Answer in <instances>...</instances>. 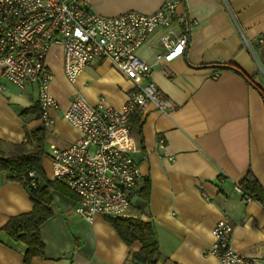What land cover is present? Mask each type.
Masks as SVG:
<instances>
[{"label":"crops","instance_id":"obj_1","mask_svg":"<svg viewBox=\"0 0 264 264\" xmlns=\"http://www.w3.org/2000/svg\"><path fill=\"white\" fill-rule=\"evenodd\" d=\"M165 1L90 0L89 10L102 17L152 15ZM182 18L193 21L185 56L154 66L151 76L175 109L164 114L149 106L133 119L132 157L140 178L128 211L120 217L152 225L159 244L155 264H220L207 252L212 231L223 219L233 227L232 248L254 264H264V205L240 189L251 174L264 190V0H182L177 30ZM162 33L156 31L138 49L140 60L154 64L155 56L164 53ZM47 64L58 108L51 112L52 125L45 127L43 171L53 181L51 147L69 148L80 136L64 119L65 111L78 98L120 109L133 82L110 60L89 64L70 82L60 46L52 47ZM224 65L240 73L219 71ZM38 101L36 86L21 89L0 68V153H17L27 133L44 127L34 114L22 116ZM162 139L164 147L159 145ZM53 200V216L40 229L44 257L30 264H125L131 253L142 249L139 241L128 246L107 217L97 214L88 222L78 215L77 201L59 193ZM32 209L27 190L2 174L0 264H25L27 246L9 239L3 228Z\"/></svg>","mask_w":264,"mask_h":264},{"label":"built area","instance_id":"obj_2","mask_svg":"<svg viewBox=\"0 0 264 264\" xmlns=\"http://www.w3.org/2000/svg\"><path fill=\"white\" fill-rule=\"evenodd\" d=\"M181 2L166 0L152 15L128 12L102 17L89 10L90 0H0V68L9 83L21 89L38 88L46 128L52 125L51 112L58 108L50 91L54 76L47 64L53 46L64 51V72L70 82L97 60H110L133 82L131 95L120 109L75 100L64 119L79 131V138L66 149L51 147L53 179L78 196V215L88 222L97 214L123 216L131 205L140 178L132 157L133 119L149 106L164 114L175 109L151 76L154 66L185 56L193 21L182 18L180 30L174 27ZM156 31H163L164 53L148 64L139 59L137 51ZM159 145L164 147L165 140ZM29 175L35 178L36 173ZM212 235L207 254L220 264H254L232 248L233 227L228 220L219 221Z\"/></svg>","mask_w":264,"mask_h":264},{"label":"trees","instance_id":"obj_3","mask_svg":"<svg viewBox=\"0 0 264 264\" xmlns=\"http://www.w3.org/2000/svg\"><path fill=\"white\" fill-rule=\"evenodd\" d=\"M240 70L233 65L219 67V71ZM34 114L41 119L39 104L31 107L22 116ZM138 124L139 121L137 120ZM21 150L6 156L0 153V176H7L11 182L21 184L29 193L33 209L29 213L21 214L10 219L3 228L9 239L27 246L25 264H30L34 258H43L45 245L40 229L53 216V194L59 193L74 201L79 198L59 180L50 181L43 171V158L46 154V128L45 126L34 132L27 133L26 142L20 145ZM35 171V178L30 177V172ZM35 183V184H33ZM148 184V181H146ZM148 187V186H147ZM148 189V188H147ZM240 189L249 198L264 205V190L257 180L247 174ZM143 196L147 199L148 191ZM120 238L128 245L137 241L141 242L142 249L130 254L125 264H155L159 255V244L156 233L150 223L128 217L107 218Z\"/></svg>","mask_w":264,"mask_h":264}]
</instances>
